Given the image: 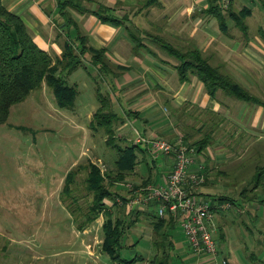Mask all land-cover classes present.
<instances>
[{
  "label": "rangeland",
  "instance_id": "obj_1",
  "mask_svg": "<svg viewBox=\"0 0 264 264\" xmlns=\"http://www.w3.org/2000/svg\"><path fill=\"white\" fill-rule=\"evenodd\" d=\"M259 8L264 14V8ZM260 20L264 24L263 16L255 11L250 20L252 30ZM160 54L165 58L169 56ZM110 66L120 76L121 69ZM90 72L93 74L94 71ZM92 74L79 68L70 75L69 84H76L79 92L72 106L61 105L53 89L44 83L23 100L14 103L7 119L0 122V264H72L88 248L94 253L102 251L104 217H98L89 227L79 230L71 212L61 201L65 179L71 169L76 170L73 190L77 203L73 205L83 208L92 200L86 183L90 171L88 164L100 165L104 175L114 176L117 173L114 163L117 154L107 145V134L91 126L95 107L99 105L96 81L102 90L110 91L115 79L98 69L96 80ZM133 77L135 82L124 88L129 95L122 99V109L125 111L138 100L132 92L144 87V82L138 80L137 75ZM251 92L264 99V92ZM164 104V112L180 120L177 126L181 135H189V139H186L188 144L208 133L205 124L197 122V126H202L197 129L193 126L195 119L192 116L188 117L181 111H171L169 105ZM117 109L121 110L118 104ZM141 122L136 117L129 118V130L124 134L120 126L117 128V136L123 145L134 143L132 134L134 129L143 128ZM140 132L146 134L145 130ZM229 133V147L223 149L227 159L224 158L220 164L213 163L215 152L212 148L196 156V164L203 167L206 175V182L201 189L212 195L231 196L238 203L222 210L218 216V227L213 226V234L218 241L219 263L197 257L188 248L181 230L175 228L172 231L174 250L170 264H222L225 256L230 264H264V205L249 199L257 193H263L264 188L259 187L254 193L243 191L247 183H250L256 166L264 162V142L257 146L254 144L247 150L244 145L246 138L241 141L239 130L231 129ZM257 150L261 153H256ZM137 153L140 160L138 169L128 173L125 180L115 183L112 187L114 192L128 197L136 191L135 186L140 185L149 175L150 165L144 161L146 154L142 151ZM252 187L253 184L248 189ZM108 201L114 202L111 199ZM143 208L136 206L125 212L112 208L115 216L123 218L126 214V219L135 218L140 211L141 221L126 230L122 238V245L126 246L121 249L123 257L132 258L138 253L144 254V249L152 247V218L146 219L148 217ZM145 208L150 211L147 206ZM222 229L226 235L225 240L221 239ZM53 253L56 255L51 256L49 261V255ZM38 257L41 258L38 260Z\"/></svg>",
  "mask_w": 264,
  "mask_h": 264
},
{
  "label": "crops",
  "instance_id": "obj_2",
  "mask_svg": "<svg viewBox=\"0 0 264 264\" xmlns=\"http://www.w3.org/2000/svg\"><path fill=\"white\" fill-rule=\"evenodd\" d=\"M65 1L68 0H3V3L8 10L23 19L35 42L55 59L61 57L65 38L67 35H75L77 25L83 34L87 35L90 46L107 50L112 67L121 69L120 76L118 74L119 77L114 78V86L110 90L114 97L115 111L122 114H126V111L136 112L135 115L126 116V122L120 125L119 129L123 134L129 130L128 119L136 117L144 126L139 130L134 129L135 132L132 134L134 138L136 132L145 130L146 134L145 132L142 134L148 137L160 135L175 139L180 134L177 126L180 120L177 117L171 118L164 112L166 103L171 111H181L188 117L192 116L195 119L193 124L195 128L200 127L196 125L197 122L207 126L206 135L211 139L208 148L215 152L213 163L220 164L227 159L223 149L229 147L231 129L240 131L241 141L246 138L244 143L246 149L264 142V106L235 99L222 90L211 96L196 76L181 82L174 68L177 60L172 59L150 39L144 41L153 53L145 49L137 53L135 44L125 28V25H130L140 34H160L175 46H196L209 56L212 64L225 65V69L244 86H248V89L256 93L264 92V38L260 34V28L264 29V24H261L260 20L253 30L250 27V20L255 11H259L264 21V14L259 8L261 6L264 8V0H233L234 10L240 11L243 7L252 10V14L246 18L247 33L238 27L232 18L227 19L229 29L223 32L217 19L203 12L209 4L208 0H83L82 4L89 10L88 12H80L69 6L64 7ZM100 6L114 8L115 15L127 17L126 24L102 22L91 12ZM71 20L74 22L71 23ZM160 52L170 57L166 59ZM89 65L87 63V69L84 70L89 74H92L90 71H94L92 75L95 78L97 67L92 66L90 62ZM114 73L112 71L111 74ZM134 75L144 82V87L136 88L132 92L137 95L135 99L138 100L125 111L122 109V99L128 98L129 95L124 88L135 82ZM117 104L121 110L117 109ZM99 105L95 107V111ZM187 138L189 139V136ZM256 153L261 152L257 150ZM145 154L147 156V153ZM148 162L154 169L147 178L151 176L152 183L163 184L172 171L171 159L164 157L156 162ZM201 193L207 198L216 195L203 189ZM110 202L108 206L113 205V202ZM214 209L213 226L218 227V216L221 211L216 207ZM143 210H146L145 207ZM222 231L224 232L223 229ZM144 251V254H140L144 256V262L135 264H149L148 260L154 255L153 238L152 247ZM55 255V253L49 255V261L52 259L51 256ZM80 256L81 258L78 257L72 264H116L103 251L94 253L88 248L86 253ZM40 258L38 257V260ZM224 258L230 264L229 259L226 256Z\"/></svg>",
  "mask_w": 264,
  "mask_h": 264
},
{
  "label": "trees",
  "instance_id": "obj_3",
  "mask_svg": "<svg viewBox=\"0 0 264 264\" xmlns=\"http://www.w3.org/2000/svg\"><path fill=\"white\" fill-rule=\"evenodd\" d=\"M82 2L83 0H68L65 1L64 7L69 6L80 12H88L89 10L83 6ZM208 3L203 12L214 16L219 23V28L223 32L229 29L227 19L232 18L236 25L247 33L246 18L252 14L251 9L243 7L240 11H236L233 9L232 3L230 7L223 9L220 6L219 0H208ZM91 12L96 14L102 22L125 25L127 21V17H118L114 13L115 9L108 6H100ZM73 22L71 20V23ZM77 27L78 30L76 28L75 35H67V38H65V43L63 44L64 50L61 57H56L55 59L48 51L42 49L35 42L23 19L16 13L8 10L4 6L3 0H0V122L7 119L9 109L14 103L23 100L34 89L43 86L44 83L53 89L61 105L65 106L69 104L72 106L79 92L76 84H69L68 79L79 68L86 70V61L90 62L92 66L97 67L100 72L110 75L113 79L118 76V73L111 74L112 69L106 53L107 50L103 48L96 49L90 46L87 35L83 34L78 25ZM125 28L130 39L135 44L137 53L141 49L152 52L144 41L145 39H150L163 51L175 58L177 63L174 65V68L181 82L188 81L192 76H196L204 84L206 91L211 96L216 95L218 90H222L228 96L235 99L264 106L263 98L252 93L240 83L225 69V65L212 64L209 56L205 55L198 47L175 46L160 34H140L138 31H135L134 26L130 25H125ZM260 34L264 38L263 28H260ZM96 83V97L100 105L92 116L91 126L95 130H103L107 134L106 143L117 154V158L114 161L117 173L114 176L111 174L104 175L98 165L95 163L88 164L90 171L88 172L86 183L88 194L92 195V200H90L88 206L83 208L80 205L77 207L73 205V203H77V197L76 195L74 196L73 190V185L76 181V170L71 169L65 179L61 201L71 212L79 230H84L101 215L104 217L102 225L104 237L101 249L110 256L114 263L135 264L144 262L145 258L140 254L132 258H126L121 255V249L126 247L122 245V238L126 230L141 221L139 219L140 211L137 212L135 218L126 219V214H124L125 217L123 218L120 215L118 217L114 215L113 210L125 212L127 210V203L135 193L133 191L127 197L114 192L112 187L115 183L125 180V176L128 173L135 172L140 162L137 152L142 151L145 154L147 150L142 144L132 143L123 145L121 143L122 141L117 136V128L126 122V116L135 115L136 112L126 111V114L116 112L113 94L110 91L102 90L98 81ZM111 85L112 87L114 86L113 83ZM184 138L185 140L188 139L187 137ZM210 144V137L205 135L190 145L195 147L198 153H202L208 149ZM147 156L143 160L149 166L151 163L148 162L147 158L149 156ZM150 166L149 168L153 171ZM108 178H110L109 182L107 181ZM150 183H152L151 176L135 187L139 188ZM248 183L243 188L245 193H254L257 188H264V162L258 164L255 168L254 175L250 181L253 184V190L248 189V186L251 185L250 183L248 185ZM117 197H120L123 202L118 203ZM106 199L114 200L113 205L108 206L105 202ZM210 199L213 202L218 201L221 203L229 201L234 206L238 205L237 200L228 195H215ZM249 199L253 202L257 200L264 205V191L260 194L257 193ZM146 206L150 211L145 210L144 212L147 214V220L152 218L150 221L153 226L154 236V255L149 264H170L172 251L174 250L172 231L177 228V223L172 219L159 216L156 210L157 201H153ZM135 207L133 206L132 210ZM81 217L82 219H80ZM221 239L225 240V232L222 230ZM133 245H129V247Z\"/></svg>",
  "mask_w": 264,
  "mask_h": 264
},
{
  "label": "built area",
  "instance_id": "obj_4",
  "mask_svg": "<svg viewBox=\"0 0 264 264\" xmlns=\"http://www.w3.org/2000/svg\"><path fill=\"white\" fill-rule=\"evenodd\" d=\"M232 2L233 0H219L223 9L230 7ZM134 143L145 146L150 161L156 162L166 157L171 159L173 167L163 184L150 183L137 187L127 207L143 208L157 201L159 216L176 221L177 228L186 238L188 248L197 257L219 262L218 241L213 234L214 208L222 211L233 205L229 201L213 202L202 195L201 187L206 182V175L203 167L196 164V148L188 144L181 134L175 139H166L136 132ZM105 202L108 204V199ZM117 202L123 201L119 197ZM222 264H227V260L223 259Z\"/></svg>",
  "mask_w": 264,
  "mask_h": 264
}]
</instances>
